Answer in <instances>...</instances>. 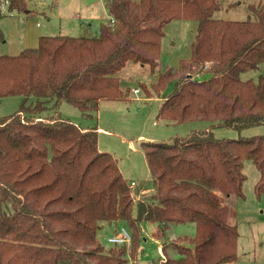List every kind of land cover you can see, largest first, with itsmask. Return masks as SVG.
Here are the masks:
<instances>
[{"label":"trees","instance_id":"trees-1","mask_svg":"<svg viewBox=\"0 0 264 264\" xmlns=\"http://www.w3.org/2000/svg\"><path fill=\"white\" fill-rule=\"evenodd\" d=\"M26 10V0H8ZM109 16L98 35L39 37L17 54L0 52V98L22 95L20 108L0 118V264H125L126 245L106 248L103 222H122L132 232L137 258L142 223L197 224L194 236L166 240L162 264L236 261L237 210L243 197L244 160L259 170L264 194V133L213 137L215 127L239 132L264 125V0L251 4L254 17L222 19L220 0H105ZM5 14L0 8V22ZM196 21L191 52L158 74L157 117L171 123L207 122L168 140H141L153 184L136 200L117 157L101 150L99 127L61 115L63 101L93 118L103 99H123L119 72L130 61L154 71L164 26ZM113 20V22H112ZM5 34L0 25V45ZM172 84V89L168 86ZM149 94L151 92L147 90ZM31 97L34 102L28 103ZM54 112L49 113L50 109ZM180 256L171 257L167 247Z\"/></svg>","mask_w":264,"mask_h":264},{"label":"rangeland","instance_id":"rangeland-1","mask_svg":"<svg viewBox=\"0 0 264 264\" xmlns=\"http://www.w3.org/2000/svg\"><path fill=\"white\" fill-rule=\"evenodd\" d=\"M220 1L222 6L215 12V16L231 20L253 18L250 5L259 2V0ZM26 6V10L13 9L5 12L1 18L0 25L5 34V41L0 45L1 53H19L26 46V33L38 35L35 43L37 45L42 34L98 35L101 22L109 16L105 0H26ZM196 25L193 19H173L167 22L164 26L165 33L158 67L152 71L147 66L133 61L128 62L119 72L121 88L125 92L129 90L127 97L101 100L100 109L93 118L84 117L78 107L66 101L59 107L61 115L78 124L86 126L98 124L111 132L99 133V147L117 157L124 176L128 181H136L137 188L132 191L134 195L138 192L140 198L152 193L153 189L141 140H168L175 135H185L208 125L203 121L171 123L158 118L160 98L152 90V85L160 72L177 67L181 59L189 57ZM263 71L264 66L258 70H248L242 77L258 80L260 72ZM172 86L170 84L167 91L171 90ZM134 88H140V92L134 93ZM22 101V95L1 97L0 118L17 111ZM34 101L35 98L31 97L28 103ZM48 112L52 113L54 109L51 108ZM261 133H264V125H256L242 132L234 128L215 127L211 129L210 134L213 137L236 138ZM131 142L134 146L130 145ZM243 170L246 175L243 183L244 196L233 195L229 199L237 210L238 258L236 261L222 264H264V194L258 196L255 192V184L260 173L252 159L244 160ZM102 224L98 237L106 248L113 247L114 245L108 242V237L124 223ZM141 225L143 231L141 249L136 260L132 259L131 249L130 252L127 251L125 258L129 262L125 264H162V244L166 240L176 241L179 237L194 236L197 232V224L194 222L171 223L164 230L157 222H143ZM167 252L171 257L180 256L172 245L167 247Z\"/></svg>","mask_w":264,"mask_h":264},{"label":"built area","instance_id":"built-area-1","mask_svg":"<svg viewBox=\"0 0 264 264\" xmlns=\"http://www.w3.org/2000/svg\"><path fill=\"white\" fill-rule=\"evenodd\" d=\"M8 3H9L8 0H0V8L2 9V11H5V12L9 11ZM133 91L134 93H139L140 88H134ZM129 186L132 188V190L137 188L136 181L134 180L129 181ZM135 197H136V200L140 199V194H138V192L135 193ZM108 242L112 243L113 245H126L127 251L130 252V246L132 242V232L127 226L121 225L120 227L117 228L114 234L108 237Z\"/></svg>","mask_w":264,"mask_h":264},{"label":"crops","instance_id":"crops-1","mask_svg":"<svg viewBox=\"0 0 264 264\" xmlns=\"http://www.w3.org/2000/svg\"><path fill=\"white\" fill-rule=\"evenodd\" d=\"M40 32V31H39ZM38 32V33H39ZM25 36H26V40H27V42L25 43L26 44V46L25 47H29V46H34V45H37V44H35L36 42H37V36L38 35H28L27 33L25 34ZM22 47V46H21ZM24 47V48H25ZM11 49V48H10ZM104 100V99H103ZM206 126V125H205ZM98 127H99V130H100V132H107V133H111L108 129H106V128H104V127H102V126H100V125H98ZM141 136V135H140ZM130 145L131 146H134L133 145V143L131 142L130 143ZM147 190V189H146ZM152 191H153V189H151ZM141 191H142V188H141ZM118 228V227H117ZM117 228L115 229V231L117 230Z\"/></svg>","mask_w":264,"mask_h":264}]
</instances>
